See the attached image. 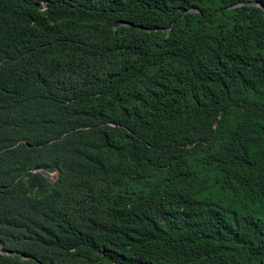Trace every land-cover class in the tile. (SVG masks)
<instances>
[{"label": "trees", "instance_id": "1", "mask_svg": "<svg viewBox=\"0 0 264 264\" xmlns=\"http://www.w3.org/2000/svg\"><path fill=\"white\" fill-rule=\"evenodd\" d=\"M0 264H264V0H0Z\"/></svg>", "mask_w": 264, "mask_h": 264}]
</instances>
